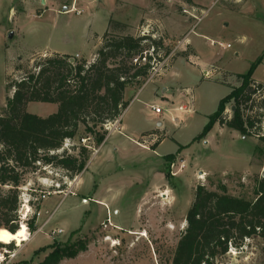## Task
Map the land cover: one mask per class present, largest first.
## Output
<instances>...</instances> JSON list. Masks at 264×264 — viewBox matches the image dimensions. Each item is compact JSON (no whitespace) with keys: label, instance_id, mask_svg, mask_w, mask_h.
Instances as JSON below:
<instances>
[{"label":"rangeland","instance_id":"374dc122","mask_svg":"<svg viewBox=\"0 0 264 264\" xmlns=\"http://www.w3.org/2000/svg\"><path fill=\"white\" fill-rule=\"evenodd\" d=\"M109 21L125 28L108 30ZM105 32L160 39L172 53L155 65L154 78L126 92L130 103L119 125L104 126L99 147L80 128L56 152L76 155L86 148L81 174L70 181L64 171L44 167L25 175L18 216L25 226L35 217L36 231L26 227L28 242L20 246L5 242L12 248H0V254H15L8 264H38L50 246L73 244L85 251L61 264H170L197 186L222 187L246 200L254 196L264 170V90L254 96L250 114L260 123L252 135L213 124L204 138L194 139L239 85L236 77L261 56L264 0H0V116L13 93L6 78L19 80L35 58L53 53L91 64ZM178 52L185 55L171 62ZM252 79L264 86V56ZM184 105L187 111L179 112ZM231 108L226 105L224 113L231 116ZM56 110L54 104L25 107L39 117ZM220 264H264V242L230 247Z\"/></svg>","mask_w":264,"mask_h":264},{"label":"trees","instance_id":"16d2710c","mask_svg":"<svg viewBox=\"0 0 264 264\" xmlns=\"http://www.w3.org/2000/svg\"><path fill=\"white\" fill-rule=\"evenodd\" d=\"M124 28L120 23L109 21L108 30L123 31ZM171 53V48L160 39L109 37L105 32L91 64L53 53L35 58L32 67L19 80L8 83L6 78V88L13 93L6 99L5 115L0 116V231H3L0 233L12 235L19 230L20 188L25 175L44 167L64 171L70 181L81 174L89 160L86 148H77L76 155L56 152L66 140L75 139L80 128L99 147L107 136L104 126L119 120L130 103L125 99L126 92L141 86L155 65ZM181 54L185 52L171 56V62ZM263 56L264 50L245 74L236 77L239 85L219 101L216 111L194 140L204 138L213 124L244 137L252 135L255 127L258 130L260 120L250 113L254 96L261 94L264 86L256 83L252 75ZM28 103L54 104L57 110L47 117H39L25 111ZM231 103L234 111L228 116L224 111ZM261 106L264 113V102ZM166 159L171 162L173 157L169 155ZM219 189L209 191L204 186L196 187L170 264H220L230 247L237 248L249 239L264 242V170L256 180L251 200L228 195L222 187ZM34 222L32 217L26 223L30 234L36 231ZM1 243L0 248H9L8 251L12 248L11 242ZM49 249L38 264H61L62 260L73 259L85 251L77 244L52 245Z\"/></svg>","mask_w":264,"mask_h":264},{"label":"built area","instance_id":"2783aa9c","mask_svg":"<svg viewBox=\"0 0 264 264\" xmlns=\"http://www.w3.org/2000/svg\"><path fill=\"white\" fill-rule=\"evenodd\" d=\"M74 11V9L72 10V12ZM75 12V14H79V12H77V11H74ZM142 62H144V59H142ZM134 63H135V61H134ZM158 73V70H156L155 68L154 69H152V72H151V74H150V76L147 78V80L145 81V82H148V81H150L152 78H154V76L156 75ZM209 74H207V72L206 71H204L203 72V76H204V78H207V76H208ZM186 105H184V106H179L178 107V111L180 112H182V111H187V106L185 107ZM151 110L155 113V114H160L161 113V111L158 109V108H156V107H152L151 108ZM189 111V110H188ZM41 230V228L39 229V231ZM38 231V232H39ZM57 234H61V231H57ZM51 235L52 236H54V233L53 232H51ZM15 257V254L14 253H10V252H3V254H0V264H2V263H6V264H8L9 262H11V260L13 259Z\"/></svg>","mask_w":264,"mask_h":264},{"label":"bare ground","instance_id":"6f19581e","mask_svg":"<svg viewBox=\"0 0 264 264\" xmlns=\"http://www.w3.org/2000/svg\"><path fill=\"white\" fill-rule=\"evenodd\" d=\"M202 178V177H201ZM165 193L162 194V197H165ZM27 208V207H26ZM24 215V214H23ZM3 232V231H0ZM141 238H145V234H139ZM0 241L4 242H14L17 246H20L22 243L28 242V234L26 231V226L23 223H20L19 230L15 234H7L0 233Z\"/></svg>","mask_w":264,"mask_h":264},{"label":"crops","instance_id":"0c3cea01","mask_svg":"<svg viewBox=\"0 0 264 264\" xmlns=\"http://www.w3.org/2000/svg\"><path fill=\"white\" fill-rule=\"evenodd\" d=\"M69 56V55H68ZM77 56V55H76ZM170 67V66H169ZM168 67V69H169ZM168 69L165 71V73L162 75L161 79H163L166 75V73L168 72ZM178 109V108H177ZM121 118V117H120ZM120 120V119H119ZM119 120H118V125H119ZM159 125V124H158ZM99 203V202H98ZM100 204V203H99Z\"/></svg>","mask_w":264,"mask_h":264},{"label":"water","instance_id":"95a60500","mask_svg":"<svg viewBox=\"0 0 264 264\" xmlns=\"http://www.w3.org/2000/svg\"><path fill=\"white\" fill-rule=\"evenodd\" d=\"M232 111H234V108H233V107L231 108V112H232ZM19 227H20V226H19Z\"/></svg>","mask_w":264,"mask_h":264},{"label":"snow or ice","instance_id":"6c2138e0","mask_svg":"<svg viewBox=\"0 0 264 264\" xmlns=\"http://www.w3.org/2000/svg\"><path fill=\"white\" fill-rule=\"evenodd\" d=\"M5 235H7V234L5 233Z\"/></svg>","mask_w":264,"mask_h":264}]
</instances>
